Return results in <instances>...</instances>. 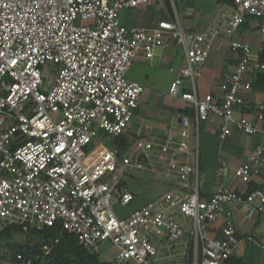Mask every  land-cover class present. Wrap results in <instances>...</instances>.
<instances>
[{"label": "built area", "instance_id": "1", "mask_svg": "<svg viewBox=\"0 0 264 264\" xmlns=\"http://www.w3.org/2000/svg\"><path fill=\"white\" fill-rule=\"evenodd\" d=\"M188 1L195 0H0V233L59 224L85 249L112 243L118 251L112 264H163L161 257L182 244L191 255L185 264H221L232 256L240 242L232 207L247 206L248 218L264 215V189L220 186L204 196L200 129L215 116L223 121L222 139L231 124L245 135L260 132L263 106L252 120L233 114L240 93L251 88L245 73L264 72V37L255 48L229 42L237 65L220 93L199 97L196 81L214 42L238 34L246 17L264 36V0H212L220 8L203 31L182 25L177 2ZM154 4L165 16L154 27L122 24L124 10ZM168 40L183 60L168 94L194 115H182L163 137L138 135L124 150L97 144L98 130L127 137L144 90L127 74L140 51L151 60ZM134 170L162 175L174 188L118 219L111 200L118 196L123 206L134 200L124 182ZM263 170L264 143L233 177L249 187ZM229 173L222 162L215 178Z\"/></svg>", "mask_w": 264, "mask_h": 264}, {"label": "crops", "instance_id": "2", "mask_svg": "<svg viewBox=\"0 0 264 264\" xmlns=\"http://www.w3.org/2000/svg\"><path fill=\"white\" fill-rule=\"evenodd\" d=\"M202 1L199 6V0L177 2L183 26L182 17H196L195 30L197 31H203L208 26L211 18L218 12L220 4L212 0ZM251 32H257L259 35V39L255 43L250 42L249 39L252 37L247 36ZM238 35L240 38H247L245 42L249 43L253 48L264 37L260 34L256 21H251L248 25L241 26ZM229 42L227 41V46H229ZM174 49L175 53L173 52ZM176 52L175 45L172 42H167L163 47L155 51L153 59H146L140 51L134 60L127 74V79L140 84L144 90L140 100V107L127 133L129 138H136L138 135L147 139L165 136L166 133L176 126L177 121L183 115L184 109L188 108L181 99L170 97L168 94L169 87L183 64L182 58L178 57ZM236 65L237 59L231 53L223 58L219 66H216V64L210 65L208 74L212 81L208 84V90L203 93H200L197 89L199 97H203L206 94L215 95L220 93L223 89L224 77L232 73ZM171 69H173L172 72ZM256 74L257 72L249 70L243 76L244 80L250 83L251 88L240 93L242 103L233 114L234 120L240 118L252 120L254 118V110L260 106L264 107V80H258ZM222 126V119L215 116H211L202 125L206 134L203 148L206 151L205 156L207 155V159L204 161L203 154L200 152V168L204 177V196L210 195L220 186H231L234 190L246 191L248 187L233 177V171L247 160L257 145L264 143V119L259 126L260 132L251 136L238 132L234 125L231 124L230 134L222 139L220 137ZM222 162L229 165L230 173L226 179L218 181L215 176ZM168 183L169 191L174 188V185L170 181ZM251 184L264 189V170L258 178L253 179ZM247 210V206L244 205H234L232 207V222L240 236V242L233 251L232 260L238 261L240 264H264V215L248 218ZM186 257L182 253V247L178 246L174 247L171 254L165 253L161 258L163 264H185Z\"/></svg>", "mask_w": 264, "mask_h": 264}, {"label": "rangeland", "instance_id": "3", "mask_svg": "<svg viewBox=\"0 0 264 264\" xmlns=\"http://www.w3.org/2000/svg\"><path fill=\"white\" fill-rule=\"evenodd\" d=\"M202 0H199L198 6L202 3ZM164 14L160 11V9L154 4L151 7H138L136 9H127L121 13L122 24L128 28H144L150 29L156 25L157 20L160 18H164ZM195 18L182 17L183 24L185 29H195ZM86 25H90V23H86ZM247 36L252 37L250 42H257L259 39V35L257 32L248 33ZM232 39H223L217 40L213 49L210 52L209 57L207 58L205 64L201 67L202 76L197 79L196 85L197 89L200 93L208 90V84L212 81L210 75L208 74V70L210 65L216 64L219 66L223 58L229 55L230 51L227 46V41H241L245 42L247 38H240L238 34L231 37ZM167 42H171L168 40ZM221 45V46H219ZM175 53V49L173 50ZM176 54L178 57L182 56V51L177 50ZM53 65L49 64L46 66V75H49L50 71L53 69ZM206 82V83H205ZM203 123L201 124L200 129V152L203 154L204 161H206L204 143L206 140V134L202 128ZM98 137L96 143H102L105 147L111 149L115 146L116 138L112 135H109L103 131L98 130ZM211 153V152H210ZM208 153V154H210ZM210 158H212L210 156ZM214 158V156H213ZM211 166V165H210ZM124 182L128 185L130 191L134 195V200L128 205L123 206L119 202L118 196H115L111 200V207L113 209V213L118 219H125L132 215L135 211L139 210L142 206L147 204L148 202L156 199L157 197L162 196L168 191V181L166 177L162 175H158L156 173H152L150 171H139L134 170L124 176ZM25 241V238L20 234H14L9 241H4L0 244V264H22L18 262H13L10 260L14 257L15 252L12 251L9 247V243L22 244ZM183 246V244L181 245ZM98 257L103 262L112 263L117 256V249L110 242H103L99 245L97 252Z\"/></svg>", "mask_w": 264, "mask_h": 264}, {"label": "trees", "instance_id": "4", "mask_svg": "<svg viewBox=\"0 0 264 264\" xmlns=\"http://www.w3.org/2000/svg\"><path fill=\"white\" fill-rule=\"evenodd\" d=\"M251 21H258L252 17H246L242 26L248 25ZM260 61L264 62V54L260 56ZM258 80H264V72H257ZM183 115L193 116L194 112L191 109H184ZM132 137L116 138L115 145L119 149L124 150L131 146ZM260 189L249 185L247 192ZM20 234L25 238L22 244L9 243V247L15 252L11 258L13 262L27 264L30 260L31 264H112L103 262L99 259L98 254L90 249H85L78 245L77 239L73 234L62 230L59 224H55L50 228H45L41 231L23 232L19 227H8L0 233V244L4 241L11 240L14 234ZM45 247L49 250L45 253ZM17 256H20L18 258ZM186 262H191V255L188 253ZM221 264H240L238 261H233L232 256L223 261Z\"/></svg>", "mask_w": 264, "mask_h": 264}]
</instances>
